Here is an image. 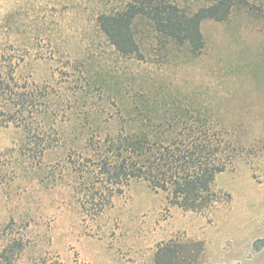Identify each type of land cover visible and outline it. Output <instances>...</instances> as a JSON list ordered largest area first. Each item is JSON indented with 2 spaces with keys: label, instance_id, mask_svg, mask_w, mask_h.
Instances as JSON below:
<instances>
[{
  "label": "rangeland",
  "instance_id": "rangeland-1",
  "mask_svg": "<svg viewBox=\"0 0 264 264\" xmlns=\"http://www.w3.org/2000/svg\"><path fill=\"white\" fill-rule=\"evenodd\" d=\"M130 1L0 0V71L17 64L18 92L41 98L0 109V264H155L160 248L198 242V264H264V0L206 21L199 56L172 43L158 51L155 39L145 60L123 57L98 27ZM175 1L196 10L215 0ZM144 90L186 96L241 128L245 149L215 181L231 200L186 212L132 180L100 215L84 209L88 176L73 163H85L90 126L116 134L120 95L132 108Z\"/></svg>",
  "mask_w": 264,
  "mask_h": 264
},
{
  "label": "trees",
  "instance_id": "trees-1",
  "mask_svg": "<svg viewBox=\"0 0 264 264\" xmlns=\"http://www.w3.org/2000/svg\"><path fill=\"white\" fill-rule=\"evenodd\" d=\"M250 6V0H215L194 10L175 0H131L121 10L101 13L97 23L126 58L145 60L155 39L158 51L172 43L199 56L206 45L202 31L206 21L226 22L234 12ZM16 68L17 64H10L9 73L0 71V109L16 97L23 99V107L32 98V107L37 108L38 95L16 89ZM89 96L92 93L83 97ZM121 96V129L103 137L97 134L98 127L90 126L85 163H73L75 171L88 176L83 202L87 212L100 215L132 180H143L156 193H166L171 205L186 212L205 215L231 200L215 190V181L245 149L240 127L225 124L210 107L193 106L186 96L162 97L144 90L130 96L132 108L124 103L126 95ZM20 110L10 114L8 122L15 121L17 113L24 115ZM190 248L197 250L196 256H190ZM203 252L201 242L186 247L170 244L159 249L155 264H198Z\"/></svg>",
  "mask_w": 264,
  "mask_h": 264
},
{
  "label": "crops",
  "instance_id": "crops-1",
  "mask_svg": "<svg viewBox=\"0 0 264 264\" xmlns=\"http://www.w3.org/2000/svg\"><path fill=\"white\" fill-rule=\"evenodd\" d=\"M258 241H259V240H258ZM258 241H257V242H258Z\"/></svg>",
  "mask_w": 264,
  "mask_h": 264
}]
</instances>
